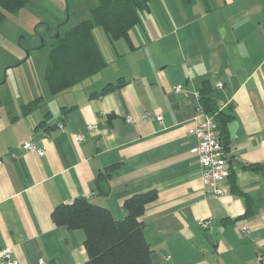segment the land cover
<instances>
[{
  "label": "crops",
  "instance_id": "crops-1",
  "mask_svg": "<svg viewBox=\"0 0 264 264\" xmlns=\"http://www.w3.org/2000/svg\"><path fill=\"white\" fill-rule=\"evenodd\" d=\"M173 1L174 14L154 17L150 6L111 46L97 37L107 64L88 83L48 87L18 112L0 111V248L21 264L88 260L84 229L56 224V206L86 197L123 219L125 200L151 190L158 196L142 220L153 264H264V0ZM205 87L227 119L232 172L218 197L191 150L200 110L214 112ZM153 110L163 120L144 116ZM26 141L45 154L27 151Z\"/></svg>",
  "mask_w": 264,
  "mask_h": 264
},
{
  "label": "trees",
  "instance_id": "trees-1",
  "mask_svg": "<svg viewBox=\"0 0 264 264\" xmlns=\"http://www.w3.org/2000/svg\"><path fill=\"white\" fill-rule=\"evenodd\" d=\"M31 0H0L2 7L17 12ZM150 8L149 0H101L91 9V16L71 28L60 32L59 37L51 36V46L47 56L44 75L52 93L68 88L88 76L100 71L107 61L94 35L96 26L102 27L111 41L128 37L130 30L142 23V12ZM0 12V24L5 18ZM118 84L107 85L101 93L113 90ZM208 88L202 91L204 106L214 111ZM35 99L24 105L27 111L38 104ZM226 116L217 115L221 134L226 140ZM105 177L97 178L100 193L107 194ZM158 196L156 190L135 193L125 200L128 214L116 219L109 208L93 203L86 197H78L72 203H62L55 207L52 218L58 225L85 231V248L88 260L83 264H153V249L144 233L142 216L146 205Z\"/></svg>",
  "mask_w": 264,
  "mask_h": 264
},
{
  "label": "rangeland",
  "instance_id": "rangeland-1",
  "mask_svg": "<svg viewBox=\"0 0 264 264\" xmlns=\"http://www.w3.org/2000/svg\"><path fill=\"white\" fill-rule=\"evenodd\" d=\"M100 1L31 0L17 12L7 11L0 4V12L6 15L0 24V111L2 113L18 112L21 110L24 98L30 97L36 91L41 94L48 90L44 68L51 46V36L60 34L90 17L91 9ZM149 4L154 17L162 13L174 14L177 8L173 0H149ZM144 12L142 15L145 14ZM94 35L96 39L101 37V41L111 46L112 42L102 27L96 26ZM91 76L79 84L88 83Z\"/></svg>",
  "mask_w": 264,
  "mask_h": 264
},
{
  "label": "built area",
  "instance_id": "built-area-1",
  "mask_svg": "<svg viewBox=\"0 0 264 264\" xmlns=\"http://www.w3.org/2000/svg\"><path fill=\"white\" fill-rule=\"evenodd\" d=\"M219 86L222 83L218 84ZM181 86L176 88L177 91H181ZM200 113L204 115L203 119L198 121L193 129L198 138V143L191 149L197 154L199 162L201 164V177L204 184L209 188V192L218 197L224 195L226 190L220 185V182L231 175V160L227 155V151L224 144V139L221 134V129L217 121V113H207L203 109ZM145 117L154 116L157 120H163L162 112L158 110L146 111ZM128 121L132 118L128 117ZM60 128L65 130L63 123H60ZM93 126H89L92 130ZM84 136L82 134H76L75 139L82 141ZM24 148L27 151L36 152L39 156L45 154V149L38 146L33 141H26ZM3 160L0 158V164ZM201 225L204 228L209 227L210 220L202 218ZM261 259L264 262V253L261 255ZM0 264H21L14 256V251L10 246L0 248ZM39 264H50L45 258L39 259Z\"/></svg>",
  "mask_w": 264,
  "mask_h": 264
},
{
  "label": "water",
  "instance_id": "water-1",
  "mask_svg": "<svg viewBox=\"0 0 264 264\" xmlns=\"http://www.w3.org/2000/svg\"><path fill=\"white\" fill-rule=\"evenodd\" d=\"M59 35H60V34H59V33H57L56 37H59ZM43 44H44V43H43Z\"/></svg>",
  "mask_w": 264,
  "mask_h": 264
}]
</instances>
